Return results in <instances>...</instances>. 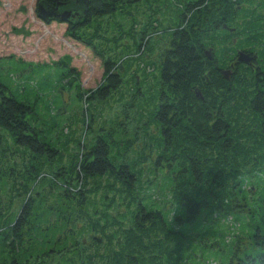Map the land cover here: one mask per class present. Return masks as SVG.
Here are the masks:
<instances>
[{
    "label": "trees",
    "instance_id": "1",
    "mask_svg": "<svg viewBox=\"0 0 264 264\" xmlns=\"http://www.w3.org/2000/svg\"><path fill=\"white\" fill-rule=\"evenodd\" d=\"M183 2L176 1L174 25L163 33L166 47L156 65L142 61L137 66L142 76L156 73L155 87L148 92L152 110L140 126L147 138L150 125L156 127L150 141L157 150L154 165L166 171L170 182L166 200L173 210L165 212L164 205L154 201L152 188L142 186V164L133 160L123 129L114 134L110 124L98 125V135L90 143L71 141L76 152L63 163L64 147L59 148L56 132L48 134L50 126L37 116V97L21 94L25 87L17 96L0 81V182L21 199L12 222L9 207L0 206V242L11 255L0 264H28L37 257H42L37 264H62L59 259L64 257L68 264H194L189 233L200 232L201 221L239 212L246 178L264 173V0ZM37 3L77 12L80 16L67 25L66 35L89 48L103 64L102 84L88 91V120L99 113L95 114L94 101L105 103L126 95L132 106L144 99L143 82L128 77L127 53L153 49L158 33L151 30L158 25L141 31L134 17L141 5H151L150 0H87V6L83 0ZM118 16L130 19L127 29ZM238 52L251 58L257 53L260 68L253 71L250 63L230 69ZM224 70L231 72L228 80L221 76ZM69 72L70 85L77 80ZM81 116L83 127H89L86 113ZM71 125L65 123L61 132L71 134ZM37 185L56 190L55 202L64 206H35L31 197ZM98 197L110 198L105 210L97 207ZM258 218L264 222V207ZM30 219L35 223L31 228ZM80 228L87 233L83 243L89 244L73 239L69 259L67 232ZM37 232L40 237L27 253L23 237ZM199 236L201 251H227L224 240L212 233L203 231ZM248 237L252 251L240 252L231 241L230 254L243 253L236 255L238 264H264V229L254 224Z\"/></svg>",
    "mask_w": 264,
    "mask_h": 264
},
{
    "label": "rangeland",
    "instance_id": "2",
    "mask_svg": "<svg viewBox=\"0 0 264 264\" xmlns=\"http://www.w3.org/2000/svg\"><path fill=\"white\" fill-rule=\"evenodd\" d=\"M150 1L151 5H141L134 17L139 22L138 29L141 31H144V27L149 29L153 25H158V27L151 30L158 33L152 40L153 49L150 53L146 50L143 52L144 48L141 50L142 53L136 54L134 50L127 53L129 59L127 63L130 64L128 77L136 76L135 81L140 82V84L143 82L142 91L147 92L144 99L140 96L135 97V100L140 98L135 105H128L131 98L126 95L113 96L105 103L94 101L93 104L97 110L95 114L98 111L99 113L88 120L89 113L85 110V103L89 95L88 91L95 90L102 84L103 64L89 48L66 35V24L55 21L45 23L40 20L36 15L37 0H0V81L7 84L15 95H17L18 90L25 87L24 91L20 90L21 94L26 95V93H29L30 96L32 95L31 97H37L34 99L36 111H38L37 116L45 119L46 124L50 126L48 134L54 136L56 132L54 138L58 140L59 148L64 147L62 152L63 163H67L69 157L76 152L71 141L79 139L81 143H90L91 139L98 135V125L102 123L104 125L110 124L114 134L121 132L123 129L126 134V141L130 142L132 146L130 153L134 157L133 160H137L139 165L142 164V186L151 187L154 201L159 206L164 205L162 206L164 211L169 212L173 210V207L166 200L170 191V182L166 171L164 172V169L154 165L157 150L154 144L150 143V141H154L151 137L156 135V127L153 124L150 125L148 130L150 137L147 138L141 132L144 129L140 126L142 119L148 120L147 118L152 110L153 105L149 100L148 92L152 87H155L156 73L147 72L145 76H142L137 66H140L142 61L144 65H156L159 52L166 47L165 40L162 42L163 33L167 28L174 25L172 22L176 16V1L184 3L183 1L187 0H155L156 2L159 1V4H153V0ZM153 13H157V15L151 16ZM117 19L123 25V28L127 29L130 19L125 16H118ZM68 71L77 80L71 82L70 85L69 81H72L73 78H68ZM128 77L124 80L127 81ZM139 91H141L140 88ZM84 113H86L84 118L90 124L89 127H83L81 123V115ZM50 118H53V120ZM66 118L74 123L69 128L72 131L71 134H67V130L61 132V128L64 127L65 123H70L64 121ZM54 123H57V126ZM65 136L68 137V140L65 139ZM123 141L125 143V140ZM66 145L67 147H65ZM56 165L57 163L53 164L52 172L54 173L57 172ZM246 180L248 183L241 191V199H244L242 201L243 206L239 208V212H232L226 218L217 217L212 220L208 219L205 222L201 221L199 224L200 232H210L217 237V240L223 239L224 243L228 245L227 251L217 252V249H209L206 253L201 251L203 248L202 243L197 241L200 232L198 230L195 234V230L191 231L189 233L191 236L189 251L191 250L194 255V264H238L236 255L240 257L243 254H240V252L252 251L250 248L251 237H248V233L252 232L254 224L255 228L264 229V222L258 218V211L264 207V173L246 178ZM6 184L0 182V206L9 207L7 211L11 215L8 217H11L10 221L12 222L11 219L17 217L21 199L13 196L12 192H8V184ZM40 185L32 189L33 196L31 198L35 206L44 207L47 204L59 206L63 204L55 202L56 190L50 189L47 185L44 187ZM109 199L98 197L96 199L98 200L97 207L105 210L107 207L104 204H108ZM32 212L35 213V208ZM121 212L123 211L121 210ZM27 226L31 228L35 226V223H32L30 219ZM25 232L28 234V231ZM84 232L81 228L76 232H67L68 242L71 243L67 247L69 259L72 257L70 250L73 239L79 240L80 245L83 246L89 244L88 242L83 243V240L87 238V233ZM236 236L238 238L234 241L233 239ZM39 237L38 232L30 235L29 238L27 235L25 240L23 237V248L26 249L27 253L32 252L35 245L32 247L31 243L37 242ZM231 241L235 242V245L240 249L237 254L234 251L235 257L230 254ZM15 252L12 253L14 257H16ZM202 254L204 258H201ZM8 257H11L10 252L0 242V260H6ZM41 258H30L28 264H37ZM59 262L68 264L65 257L59 259Z\"/></svg>",
    "mask_w": 264,
    "mask_h": 264
},
{
    "label": "water",
    "instance_id": "3",
    "mask_svg": "<svg viewBox=\"0 0 264 264\" xmlns=\"http://www.w3.org/2000/svg\"><path fill=\"white\" fill-rule=\"evenodd\" d=\"M84 1V6H87V0ZM78 0H75V3L77 4ZM85 13V11H84ZM36 15L37 17L42 20L45 23H49L50 21L54 20L55 22L61 23V24H70L74 18L79 17L80 15L77 12L69 11V10H63L59 9L57 7H45L41 5L40 3L36 4ZM230 32H233L234 30H228ZM205 57L210 60V52L206 51ZM252 61V58L243 52H238L236 57L237 64H245L250 65ZM231 75L230 70H224L221 72V76L223 79L228 80L229 76ZM196 97L201 100L200 92L195 91Z\"/></svg>",
    "mask_w": 264,
    "mask_h": 264
},
{
    "label": "flooded vegetation",
    "instance_id": "4",
    "mask_svg": "<svg viewBox=\"0 0 264 264\" xmlns=\"http://www.w3.org/2000/svg\"><path fill=\"white\" fill-rule=\"evenodd\" d=\"M252 54H253V58H252V62H251L252 65L251 66H252V70L256 71V70H258L260 68V64H262V60L258 57L257 53H255V54L252 53ZM210 60H211V56H210ZM235 65L238 66V65H241V64H237L236 61L235 62L232 61L230 63V65H229V68L233 69L235 67Z\"/></svg>",
    "mask_w": 264,
    "mask_h": 264
}]
</instances>
